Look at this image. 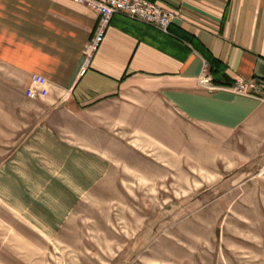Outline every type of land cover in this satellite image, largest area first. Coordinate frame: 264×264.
I'll list each match as a JSON object with an SVG mask.
<instances>
[{"label": "rangeland", "instance_id": "374dc122", "mask_svg": "<svg viewBox=\"0 0 264 264\" xmlns=\"http://www.w3.org/2000/svg\"><path fill=\"white\" fill-rule=\"evenodd\" d=\"M5 76L0 264H264V139L60 115Z\"/></svg>", "mask_w": 264, "mask_h": 264}, {"label": "crops", "instance_id": "0c3cea01", "mask_svg": "<svg viewBox=\"0 0 264 264\" xmlns=\"http://www.w3.org/2000/svg\"><path fill=\"white\" fill-rule=\"evenodd\" d=\"M146 1L174 12L169 33L114 15L87 63L95 12L66 0H0V72L24 88L26 105L60 115L88 112L151 133L164 110L168 134H192L180 130L189 127L219 142L264 139V0ZM203 70L214 86L254 87L250 96L208 92L198 83ZM35 75L49 83L44 100L25 97ZM86 141L92 152L95 137Z\"/></svg>", "mask_w": 264, "mask_h": 264}, {"label": "built area", "instance_id": "2783aa9c", "mask_svg": "<svg viewBox=\"0 0 264 264\" xmlns=\"http://www.w3.org/2000/svg\"><path fill=\"white\" fill-rule=\"evenodd\" d=\"M73 4L81 5L95 12L98 15V22L90 42L85 49V59L87 63L103 43L106 31L114 15H121L130 20L139 22L148 27L154 28L164 34L169 33V29L175 18L174 12L164 10L159 6L146 0H66ZM207 69V65H204ZM203 70L198 83L201 88L208 92L225 90L227 92L250 96L249 89L253 84L243 81H236L230 87H217L212 84L211 78ZM29 92H37V99H29ZM49 93V83L41 76H32L28 88L25 90V97L28 100H44Z\"/></svg>", "mask_w": 264, "mask_h": 264}, {"label": "trees", "instance_id": "16d2710c", "mask_svg": "<svg viewBox=\"0 0 264 264\" xmlns=\"http://www.w3.org/2000/svg\"><path fill=\"white\" fill-rule=\"evenodd\" d=\"M212 68H213V67H211V71H212ZM215 73H216V72H215Z\"/></svg>", "mask_w": 264, "mask_h": 264}]
</instances>
